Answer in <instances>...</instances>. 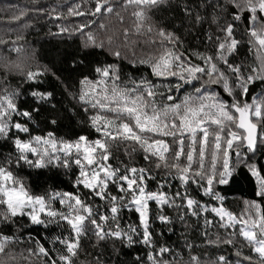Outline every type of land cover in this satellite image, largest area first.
<instances>
[{
	"label": "trees",
	"instance_id": "16d2710c",
	"mask_svg": "<svg viewBox=\"0 0 264 264\" xmlns=\"http://www.w3.org/2000/svg\"><path fill=\"white\" fill-rule=\"evenodd\" d=\"M124 2L110 0L113 12L92 15L90 13L95 9L96 0H0V96L14 94L19 112L27 111L32 116L31 120L22 115L12 116L11 123L25 124L29 132H17L13 127L7 138L0 137V165L8 168L33 196L48 197L56 192L79 194L94 210L109 217L106 231L117 229V222L106 211L111 204L99 198L89 199V193L82 185L79 188L74 186L79 177L76 165L72 164L69 168L62 165L35 168L23 161L18 164L14 139L45 137L48 133L66 142H75L80 136L87 137L89 141L100 138L90 123V116L96 115L97 110L80 100L82 89L87 90L89 87L82 82L100 79L97 68L114 66L120 77L118 83L125 87L134 86L133 82L151 81L159 85L157 91L175 97L172 103H181L184 97L196 95L195 88H204L206 85L203 79L184 83L175 77L158 78L147 64L140 63L158 52L162 39L158 35L159 30L171 33L176 38V44L169 47L183 53L192 64L203 66V61L196 54L215 57L218 45L216 38L223 35L219 27L233 23L236 25L234 36L239 43L231 54L225 53L228 62L238 66L245 77L258 74L252 71L253 68L259 71L255 45L247 31L249 13H243L239 21L233 20L230 13L236 9L228 5L227 0H161V3L147 10V19L139 30L136 28V18L132 15L134 6L125 9ZM218 3L225 5L229 11L215 7ZM70 8L86 14L70 15ZM17 16L20 18L14 19ZM197 16L201 17L199 22ZM81 26H84L82 31L79 30ZM149 28L152 31L149 32ZM125 29L128 30L126 37ZM89 35L94 37L97 45L103 42L104 47L93 46ZM117 51L119 57L114 54ZM216 63L235 86V74L223 61ZM28 71H39L43 75L28 81ZM177 84L182 85L178 91L175 88ZM166 86L172 87L171 93ZM249 88L247 96H242L241 89L237 87L234 88V96H229L218 86L215 89L206 87V91H216L226 103L227 100L221 94L231 102L234 97L248 103L254 97L264 99V81L256 80ZM34 92L48 98L40 100L38 96H33ZM157 100L169 103L164 97L158 96ZM258 129L264 132V126L258 125ZM248 153L249 158L245 154L244 161L253 157L251 165H255L261 176H264V142H258L255 151ZM144 156L139 145L116 142L112 146L110 163L121 169L125 165L147 169L155 177L148 179V190L167 192L174 199L173 206L161 207L155 202L149 203V230L153 246L140 242L143 231L138 213L121 207L119 228L129 233L133 242L129 243L127 238L113 237L99 240L94 235L93 226L88 223L86 234L79 238L77 255L71 258L72 264H152L148 259L150 253L156 260H167L169 264H191L192 256L199 258V264H219L220 256L225 257L227 264H258V257L239 234V227L235 225L233 231H228L221 227L215 213L211 211L213 207L220 206L239 217L247 201L262 206L264 199L256 195L259 190L257 178L251 174L249 167H237L227 184H214L213 189L219 197L215 199L203 194L204 187H207L203 180L200 181L202 187L194 183L182 187L176 178V170L166 167L158 169L153 158L149 161ZM205 165L208 171L210 163ZM177 192L181 197L195 199L208 210L201 215L202 210L197 208L199 215H194L186 207H176L186 203V200L176 196ZM110 194L122 195L114 185H110ZM52 207L61 212L67 210L66 206L60 205L59 199L52 202ZM160 215L168 217V222H161ZM196 216L212 218L211 228L204 231V224H198ZM130 227H136L137 231L130 232ZM3 237H8L9 242L5 252L0 253V264H52L53 261L62 264L59 257L68 254L59 241L74 238V234L63 221L33 225L24 216L16 217L14 223H0V239ZM225 240H231L232 243H224ZM41 246L48 256L39 254ZM161 247L171 251L161 257L157 255ZM245 257H251L252 260Z\"/></svg>",
	"mask_w": 264,
	"mask_h": 264
},
{
	"label": "snow or ice",
	"instance_id": "6c2138e0",
	"mask_svg": "<svg viewBox=\"0 0 264 264\" xmlns=\"http://www.w3.org/2000/svg\"><path fill=\"white\" fill-rule=\"evenodd\" d=\"M159 3L161 0H125L123 6L125 9L134 6L132 15L136 18V28L139 30L147 19V10ZM227 4L236 9L235 12L230 13L233 20L239 21L243 13H249L247 31L255 44L259 45L258 51L264 52V19L261 18L264 17V0H227ZM215 7L229 11L223 4L218 3ZM113 11L110 0H96L95 9L90 14ZM69 14L85 15L86 13L70 8ZM19 18V16L14 17V19ZM196 20L199 22L201 17L197 16ZM83 27L81 26L79 30L82 31ZM100 27L104 28V25ZM235 27L233 23L219 27L223 35L216 38L218 45L215 57L196 54L197 58L203 61V66L192 64L183 53H178L174 47H169L168 45L176 44V38L164 30L158 31V35L162 38L159 41L158 52L146 60H141L140 63L147 64L154 76L163 79L175 77L184 83H191L193 80L207 76L211 84L222 83L224 91L229 96H234L233 87L226 73L216 63L223 61L235 74V87L241 89L242 96H247L252 83L256 80L264 81V69L258 71L253 68L252 71L258 74L245 77L238 66L228 62L225 53L231 54L239 43L234 36ZM124 35L125 37L128 35L127 29L124 30ZM88 39L92 41L93 46L104 47L103 42L97 45L93 36L89 35ZM114 54L120 56L118 51ZM96 71L100 79L96 82H82L87 83L89 87L87 90L82 89L80 100L97 110L96 115L90 116V123L100 134V138L89 141L87 137L80 136L75 142H64L57 141L52 133H48L46 137L34 136L28 140L17 137L14 139V146L18 153L16 157L18 164L23 161L35 168H44L48 165L57 167L62 165L69 168L75 164L79 168V177L74 186L79 188L82 185L83 189L88 191L89 199L99 198L110 202L111 207L106 211L110 212L111 219L117 222L115 231L105 230L109 217L94 210L79 194L56 192L48 197L33 196L8 168L0 165V223H14L16 217L24 216L33 225L65 222L74 234V238L59 241L65 246L68 254L59 257L62 264H72L71 258L77 255L79 238L86 234L88 223L93 226L94 235L99 240L108 237L127 238L128 242L132 243V236L119 228L118 216L121 207L138 213L139 224L143 228L140 242L152 247L149 202H155L161 207L174 205V199L167 192L148 190V179L155 177L147 169L127 165L123 169L112 166L110 163L112 146L116 142L139 145L145 153V160L151 161L155 157L156 168L163 166L176 170V178L179 179L182 187L192 183L202 187L200 181L203 180L207 185L203 194L215 199L219 197L213 185L227 184L232 176L230 153L235 150L236 155L240 156L239 147H246L252 152L255 151L258 142H264V132L258 131V125L264 126V99L254 97L252 102L248 103L246 100L241 102L234 97L231 104H228L219 100L214 93L207 92L206 85L204 88H195L196 95L184 97L181 103H172L175 97L171 94L165 96L163 92L157 91L159 85L151 81L133 82L134 86L125 87L118 83L120 77L114 66L97 68ZM40 75L43 73L39 71L26 73L28 81H33ZM166 87L171 93L172 87ZM180 87L182 85H175L177 91ZM33 96H38L40 100L48 98L37 92H34ZM158 96L164 97L169 103L157 100ZM14 114L22 115L28 120L32 119L30 112H19L14 102V94L0 96V137L7 138L13 127L17 132H29L25 124L11 123ZM169 137L171 142L167 139ZM209 153H211L210 173L206 171L205 165ZM219 155L223 156L222 169L217 167ZM30 156L35 159H31ZM169 160L172 162L169 163ZM248 167L251 174L257 178L259 190L256 195L264 199V176H261L255 165ZM197 177L200 180H197ZM110 185H114L122 195H111ZM176 196L181 197V194L177 192ZM56 199H59L60 205L66 206V211L61 212L52 207V202ZM181 199L186 200V203L175 206L186 207L194 215H199L197 208L202 211L208 210L207 207L199 205L195 199L185 197ZM211 211L220 217L221 227H234L237 223H241L239 234L258 257V264H264V211H261V205L250 202L245 216L240 218L234 217L223 207H213ZM44 217L48 219L45 220ZM159 219L164 223L169 220L164 215H160ZM206 223L211 224L212 221ZM136 231V227H130V232ZM8 242V237L0 239V253L5 252ZM224 243L231 244L232 241L225 240ZM170 251L167 247H161L157 255L164 257ZM39 254L48 256L43 246L39 247ZM148 259L152 264H169L167 260H156L152 253L149 254ZM244 259L252 260L251 257ZM52 264H55V261ZM191 264H199V258L192 256ZM219 264H227L225 257H219Z\"/></svg>",
	"mask_w": 264,
	"mask_h": 264
},
{
	"label": "rangeland",
	"instance_id": "374dc122",
	"mask_svg": "<svg viewBox=\"0 0 264 264\" xmlns=\"http://www.w3.org/2000/svg\"><path fill=\"white\" fill-rule=\"evenodd\" d=\"M262 19H264V17H261ZM257 27H260V25H257ZM252 42H253V44L255 45V47H254V49H255V54H256V57H257V60L259 61V70H261V69H264V52H261V51H258V49H259V45H257V44H255V41H254V39L252 38ZM251 42V43H252ZM259 57V58H258ZM201 79H203L204 80V82H205V84L207 85H205L206 87H208V88H212V89H215V87H220L223 91H224V89H223V86H222V83L221 84H211L210 83V81H209V78L207 77V76H203V77H201ZM230 83V82H229ZM230 85L233 87V90H234V88H235V86H233L231 83H230ZM225 92V91H224ZM212 93H214L216 96H217V98L219 99V100H222V101H224L223 99H222V97L220 96V95H218V93L216 92V91H214V92H212ZM226 93V92H225ZM262 97H260V98H257V99H261ZM225 102V101H224ZM46 137V136H45ZM168 140H169V142H171V138L169 137V138H167ZM57 141H64V140H61V139H56ZM64 142H66V141H64ZM245 147H243V146H241V147H239V151H240V153H241V155L240 156H237L236 155V151L234 150V151H232L231 153H230V158H229V163H230V166H231V168H232V173H233V171L237 168V167H239V166H246V167H248V165H251V164H253L252 162H251V159L253 158V157H251L249 160H247V161H244V158H243V156L246 154V157H247V159L249 158V151L246 149ZM242 150H245V152H242ZM248 151V152H247ZM30 158L31 159H35V157H31L30 156ZM153 160L157 163V161H156V159H155V157H153ZM172 161L171 160H169V163H171ZM205 163H210V166H211V153H209L208 155H207V157H206V159H205ZM73 165H75V164H73ZM222 165H223V156L222 155H219L218 156V159H217V167H219L220 166V168L222 169ZM77 167V166H76ZM163 167V166H162ZM78 168V167H77ZM79 169V168H78ZM208 173H210L211 172V167L208 169V171H207ZM235 172V171H234ZM175 173H177V172H175ZM197 178H199V177H197ZM251 201H247V202H245L244 203V205H245V207H244V210H243V212L240 214V216L239 217H237V218H240V217H242V216H245V213H246V210H247V207H248V204L250 203ZM150 203V202H149ZM255 203H257V202H255ZM263 205H264V200L262 201V206H261V211H264V209H263ZM216 208H221L220 206H216ZM204 214V211H202V213H201V215H203ZM253 215H255V210H253ZM234 216V215H233ZM197 217V223L198 224H200V223H203L204 224V231L205 230H209L210 228H211V225L212 224H208V223H206V221H214L212 218H206V217H203V218H200L199 216H196ZM215 217L217 218V222H219L220 223V225H221V220H220V217L218 216V215H216L215 214ZM235 217V216H234ZM239 228L241 227V223H237L236 224ZM234 227H228L227 228V230L228 231H233L234 229H233ZM141 231H143V228L141 227Z\"/></svg>",
	"mask_w": 264,
	"mask_h": 264
},
{
	"label": "water",
	"instance_id": "95a60500",
	"mask_svg": "<svg viewBox=\"0 0 264 264\" xmlns=\"http://www.w3.org/2000/svg\"><path fill=\"white\" fill-rule=\"evenodd\" d=\"M226 100H227V102L229 103V104H231V100L227 97V96H225V95H223V94H221ZM258 131H259V129H258ZM246 148V147H245ZM247 149V148H246ZM254 151H252L251 153H253Z\"/></svg>",
	"mask_w": 264,
	"mask_h": 264
}]
</instances>
